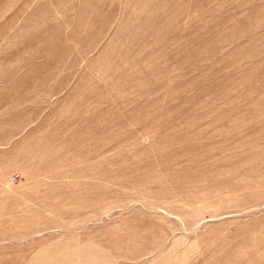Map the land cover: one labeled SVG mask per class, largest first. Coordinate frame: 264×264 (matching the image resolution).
<instances>
[{"label": "rangeland", "instance_id": "obj_1", "mask_svg": "<svg viewBox=\"0 0 264 264\" xmlns=\"http://www.w3.org/2000/svg\"><path fill=\"white\" fill-rule=\"evenodd\" d=\"M0 264H264V0H0Z\"/></svg>", "mask_w": 264, "mask_h": 264}]
</instances>
